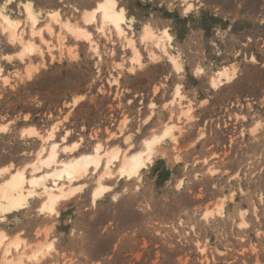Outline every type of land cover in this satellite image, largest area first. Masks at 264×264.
<instances>
[{"label":"rangeland","instance_id":"obj_1","mask_svg":"<svg viewBox=\"0 0 264 264\" xmlns=\"http://www.w3.org/2000/svg\"><path fill=\"white\" fill-rule=\"evenodd\" d=\"M25 1L42 11V26L50 10L89 9L98 0H14L5 3L12 18L23 19L17 3ZM116 1L134 18L136 38L144 25L169 30V51L179 55L182 71L164 56L152 61L138 44L143 64L130 73L121 42L97 34L100 58L67 37L62 49L20 61L18 48L0 33L9 78L0 82V126L6 128L0 166L34 159L40 143L19 137L26 126L44 134L56 123L57 140L65 131L69 143L81 139L79 153L90 151L94 139L125 149L126 136L139 150L167 122L182 132L157 147L139 181L105 180L110 191L92 204L95 177L89 175L79 183L83 191L58 205L57 216L38 214L40 201L31 200L8 214L0 231L29 245L52 240L54 249L38 264H264V0H192L190 11L182 0ZM114 63L122 67L113 70ZM27 64L38 68L29 79ZM223 66L234 67L235 78L213 91L209 78ZM109 74L117 86L108 84ZM177 85L192 107L190 119L180 122L177 106L168 104ZM220 201L222 214L203 218Z\"/></svg>","mask_w":264,"mask_h":264},{"label":"bare ground","instance_id":"obj_2","mask_svg":"<svg viewBox=\"0 0 264 264\" xmlns=\"http://www.w3.org/2000/svg\"><path fill=\"white\" fill-rule=\"evenodd\" d=\"M14 0H6L5 3ZM187 11L192 10V0H182ZM0 5V33L4 35L6 42L18 48L14 56L24 61L31 56L43 58L44 51L62 49V43L67 37L78 43H86L91 53L100 58L99 46L94 40L97 34L101 38L114 36L123 45V50L128 52L127 70L134 73L136 67H141L142 55L138 44L152 61L159 56H164L176 73L182 71V65L178 54L170 51L172 37L168 29L154 31L150 26L144 25L139 33L134 32L135 20L128 17L124 8L120 7L116 0H98L92 8L73 9L69 12L50 10L45 14L46 22L42 23V11L36 9L32 1L18 2V12L23 19L12 18L6 8V4ZM104 7H101V6ZM54 27L57 31L54 32ZM91 29V30H90ZM49 37V40L45 36ZM57 41L51 44V39ZM170 50V51H169ZM49 60L53 61L50 53ZM11 56L7 55L6 59ZM43 60V59H42ZM43 64V63H42ZM122 67L114 63L115 68ZM38 70L37 67L27 64L25 77L29 79ZM235 68L223 66L216 70L209 78V87L213 91L219 90L223 85L230 83L235 78ZM202 69H197L196 74H202ZM119 73L116 72V75ZM107 79L110 86L118 85V78L109 74ZM0 82L7 85L9 78L3 74L0 59ZM185 96L179 85L175 86L169 101L170 106H177L176 121L189 120L192 107L189 103L184 104ZM77 101L72 104V109ZM168 105V106H169ZM155 108L154 103L149 104V109ZM150 119L148 116L142 123L145 125ZM125 122L121 123L125 126ZM257 128V127H256ZM0 126V134L5 131ZM58 125L50 126L44 134L33 126L20 129L19 137L23 140H37L40 145L31 162L21 167L13 164L0 166V222L14 211L29 207L31 200H39L37 212L40 215L57 216V207L68 201L74 193L83 191L85 184H79L89 175H94L95 185L90 192L92 204L109 191L110 187L104 185L105 180L116 181L140 180L142 171L151 163L153 154L166 140L176 142V134L182 132V127L177 123H164L158 131H152L149 136L140 141L139 150H132L130 136L124 137L127 144L125 149L118 146H106L111 139L104 144L94 139V143L88 152H81V139L69 143L71 133L65 131L57 140ZM254 131V128L252 129ZM113 136V134L111 135ZM78 195V194H77ZM74 197V196H73ZM223 203L220 201L212 211H205L203 218H209L214 213L221 215ZM47 233L45 232V238ZM54 249L52 240L29 245L18 234L9 238L4 231H0V264H26L40 263ZM204 250V249H203ZM202 250V251H203Z\"/></svg>","mask_w":264,"mask_h":264},{"label":"snow or ice","instance_id":"obj_3","mask_svg":"<svg viewBox=\"0 0 264 264\" xmlns=\"http://www.w3.org/2000/svg\"><path fill=\"white\" fill-rule=\"evenodd\" d=\"M101 7H104L103 5Z\"/></svg>","mask_w":264,"mask_h":264}]
</instances>
